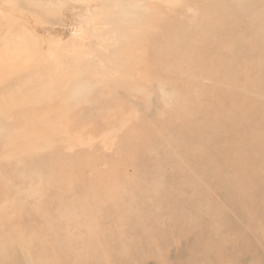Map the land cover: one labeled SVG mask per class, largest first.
Returning <instances> with one entry per match:
<instances>
[{"label":"rangeland","instance_id":"374dc122","mask_svg":"<svg viewBox=\"0 0 264 264\" xmlns=\"http://www.w3.org/2000/svg\"><path fill=\"white\" fill-rule=\"evenodd\" d=\"M0 264H264V0H0Z\"/></svg>","mask_w":264,"mask_h":264}]
</instances>
